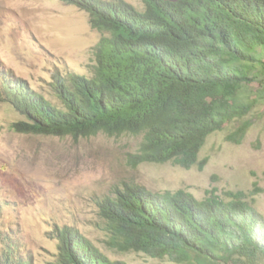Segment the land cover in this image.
I'll return each mask as SVG.
<instances>
[{"label":"trees","instance_id":"obj_1","mask_svg":"<svg viewBox=\"0 0 264 264\" xmlns=\"http://www.w3.org/2000/svg\"><path fill=\"white\" fill-rule=\"evenodd\" d=\"M90 12L106 33L90 75L59 80L55 100L0 61V103L21 118L18 132L90 137L142 135L129 154L144 162L198 164L207 137L228 122L239 142L259 97L246 92L264 74V0H65ZM258 70V71H257ZM246 92V93H245ZM200 163V167H203ZM242 193L198 198L183 188L154 192L126 184L102 202L108 244L180 264H260L264 214ZM55 264L113 260L76 228L56 227ZM9 244L0 264H33Z\"/></svg>","mask_w":264,"mask_h":264},{"label":"rangeland","instance_id":"obj_2","mask_svg":"<svg viewBox=\"0 0 264 264\" xmlns=\"http://www.w3.org/2000/svg\"><path fill=\"white\" fill-rule=\"evenodd\" d=\"M128 1L144 6L141 0ZM102 34L91 25L88 11L62 0H0V60L47 97L54 98V82L49 84L54 76L91 73L92 47ZM246 92L259 100L245 116L251 125L244 136L229 140L242 120L228 122L207 137L191 168L170 161L133 167L128 157L142 135L18 132L12 123L21 116L0 103V257L12 244L33 264H55L59 240L53 233L56 226L70 225L113 260L180 264L108 244L100 203L131 181L154 192L183 188L201 199L209 194L230 199L241 192L264 214V74Z\"/></svg>","mask_w":264,"mask_h":264},{"label":"clouds","instance_id":"obj_3","mask_svg":"<svg viewBox=\"0 0 264 264\" xmlns=\"http://www.w3.org/2000/svg\"><path fill=\"white\" fill-rule=\"evenodd\" d=\"M63 2H65V3H69V4H73V5H76L77 7H79L80 9H83V10H86L85 8H83V7H81V6H79L77 3H73V2H68V1H65V0H62ZM128 1V0H127ZM142 2H143V0H141ZM128 2H130V1H128ZM130 3H132V2H130ZM133 4V3H132ZM135 5V4H134ZM137 6V5H136ZM138 7V6H137ZM86 11H88V10H86ZM89 12V11H88ZM89 18H90V12H89ZM91 22V21H90ZM92 25V24H91ZM101 29V28H100ZM102 31H103V34L102 35H104L106 32L103 30V29H101ZM102 37V36H101ZM101 37H100V39H101ZM100 39H99V41H100ZM98 41V42H99ZM97 42V43H98ZM97 43L95 44V45H93V47H92V52H93V55H94V63L92 64V70H93V65L96 63V55H95V46L97 45ZM0 61H2V60H0ZM3 62V61H2ZM5 63V62H4ZM6 64V63H5ZM8 67V66H7ZM10 68V67H9ZM12 69V68H11ZM13 70V69H12ZM92 70H91V72H92ZM14 71V70H13ZM15 72V71H14ZM16 73V72H15ZM73 73H76V72H68L67 74H63L61 77L60 76H54L53 77V80H51L50 82H49V84L50 83H52V82H54V86H53V90H52V93L54 92V89H55V86H56V84H58V81L59 80H61V81H63L64 79H66V78H68L71 74H73ZM17 74V73H16ZM60 74V73H59ZM77 74H81V73H77ZM91 74V73H90ZM89 74V75H90ZM85 75H88V74H85ZM19 76V75H18ZM21 77V76H20ZM23 78V77H22ZM25 79V78H24ZM27 81H28V79H26ZM29 82V81H28ZM30 84V83H29ZM31 85V84H30ZM33 88V87H32ZM35 89V88H34ZM36 90V89H35ZM39 92H41V91H39ZM43 93V92H42ZM44 94V93H43ZM54 96V95H53ZM48 98H50V97H48ZM53 100H55V96H54V98H52ZM6 104V103H5ZM99 133H101V132H99ZM93 136V135H92ZM134 167V166H133ZM126 184H136V183H134V182H127V183H123V184H121L119 187H118V189H122ZM118 189H116V190H118ZM116 190H114V191H116ZM114 191H113V193L112 194H110V195H107V196H105V198L101 201V203H100V205L102 206V202L106 199V198H108V196H113L114 195ZM99 211H100V215H101V217H102V219L104 220L105 219V217L102 215V209L100 208L99 209ZM105 221V220H104ZM66 226H68V227H71V228H75V227H73V226H70V225H66ZM56 227H60V226H56ZM64 226H62L61 228H63ZM77 229V228H76ZM80 231V230H79ZM81 232V231H80ZM82 233V232H81ZM53 235H54V233H53ZM56 238V237H55ZM59 244V243H58ZM59 250V249H58ZM59 254V253H58Z\"/></svg>","mask_w":264,"mask_h":264}]
</instances>
